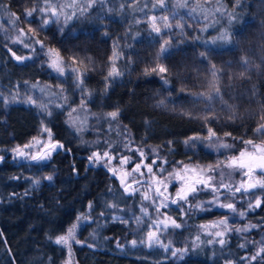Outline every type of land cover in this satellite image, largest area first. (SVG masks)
<instances>
[{
    "label": "trees",
    "instance_id": "16d2710c",
    "mask_svg": "<svg viewBox=\"0 0 264 264\" xmlns=\"http://www.w3.org/2000/svg\"><path fill=\"white\" fill-rule=\"evenodd\" d=\"M142 1L122 5L121 11L102 18L105 25L103 23L96 27L94 23L89 24V20L84 22L71 16L73 9H69L71 18L65 19L68 21L66 28L74 27L82 32L64 43L68 53L77 57L85 70L84 83L92 96L87 107L92 111L119 110L114 124L120 144L130 141L134 149L142 148L149 152L156 149L153 152L156 156L187 159L194 152L199 160H211L213 152L206 151L200 145L207 136L209 126L220 135L231 133L226 138L237 146L234 150L239 149L240 143L252 139L257 126L264 123V119H261L264 117V0H240L239 7H235L236 0H212L192 5L193 13L209 18L195 31L186 30L180 36L168 37L169 51L159 60L158 40L148 38L138 26L133 25L136 9ZM33 2L2 0L0 9L8 5L19 13L30 9ZM188 2L190 0H184V3ZM177 3L179 6L184 4L183 0ZM79 5L75 8L76 14ZM233 11L239 18L230 23L228 14ZM107 17H110L109 22ZM122 21L128 23L124 35H121ZM83 30H87L88 34H84ZM225 32L230 34L231 42L217 39ZM119 38L130 47L125 53L124 74L117 79L109 78L108 56ZM201 52H205L206 57L202 58ZM10 53L0 36V81L3 83L10 80L6 75L19 77L18 66L21 62L13 59ZM241 57L253 62L256 68H240ZM207 58L220 70L218 86L223 95L222 100L217 99L210 105L196 96L200 91L207 92L210 85L208 81L214 80L211 71L206 69ZM157 64H163L168 72L161 74L151 71ZM233 69H242L244 75L236 78L230 74ZM162 76L167 78V84ZM25 85L32 87L30 83ZM160 100H164L165 105L159 106ZM88 109L81 115L76 114L77 123L85 119L87 121ZM185 113H191L194 118L189 119ZM206 114L214 115V118L206 120ZM2 116L0 112V149L10 144L7 131L13 139L21 141L38 129L36 115L27 108L14 106L8 115L7 127L1 122ZM233 116L235 119H230ZM47 124L52 139L71 150H58L42 163L45 173L52 174L53 179L49 183L43 180L37 188H30L20 170L24 163L16 165L7 152L0 153L4 156L0 162V233L3 234L0 236V264H12L13 260L15 264H63L65 250L55 244L54 239L62 235L79 214H83L90 204V216L96 219L101 213L109 211V204H115L114 208L118 209L126 206L127 197L124 199L120 193L123 190L118 178L103 163H89V156L105 140L102 138L104 135L98 138V134L86 129V123L82 130L85 141L77 140L61 112L53 113ZM103 128L107 130V127ZM193 136H199L200 139L189 140L185 144V140ZM114 139L113 145L117 142ZM6 159L12 161L7 162ZM228 159H219L212 165L216 167L214 176L221 179L220 173H223L224 182L230 181L234 185L240 171L225 167L222 162ZM219 182L215 178L214 183ZM179 187L180 184L173 178L169 193L174 196ZM238 205L242 206V203ZM185 206H188V211L183 223L187 227L182 234L188 241L199 236L204 243L208 236L198 233L197 228H202L205 222L191 212L192 207ZM91 228L92 225H85L79 230L78 237L84 240ZM107 230L113 234L118 231L110 227L100 232L102 234ZM172 234H175L176 239L182 237L176 229H172ZM215 240L214 237L213 242ZM226 240L222 250L215 252L216 256L208 255L205 246L196 247L188 255L194 262L192 264H221L223 257L227 256L238 264L245 262L242 257L254 255L259 249L253 240L242 235L228 234ZM110 244L111 241L99 246L103 252L98 254L96 264H135L125 254L118 252L114 255L116 252ZM241 244L245 247L241 248ZM245 263L264 264V260L258 258L255 262Z\"/></svg>",
    "mask_w": 264,
    "mask_h": 264
},
{
    "label": "rangeland",
    "instance_id": "374dc122",
    "mask_svg": "<svg viewBox=\"0 0 264 264\" xmlns=\"http://www.w3.org/2000/svg\"><path fill=\"white\" fill-rule=\"evenodd\" d=\"M33 1V6L28 10H31L33 7H43L45 5V0ZM178 1L179 0H165V6L160 7L159 0H144L136 9L133 25L138 26L148 38L158 40L157 54L160 52V45L164 42V40H169L168 37H173V35L180 36L186 30L195 31L196 28H200L201 25L206 21V19L209 18L193 13L191 10L192 5L196 3L212 0H190V3L188 2V4L184 3L183 0L184 4H180L184 5L182 8L181 6H179V3H177ZM71 2V0H50V3H52L53 5H67ZM137 2H139V0H104L103 4L96 3L86 13L80 15L79 4L82 3L83 5H86L87 0H76V5H79V11L76 16L73 17L79 18L84 22L86 20H89V24L94 23L95 27L101 26L103 23V25H105V20L104 22H102V18H104V16L121 11L122 5H128ZM69 9L70 8L65 9L67 15L70 12ZM25 12L26 10L17 13L10 8L5 10L3 7L0 9V36L3 40V45H5L7 50L11 48L16 53V55L31 57V59H26L18 66L19 77L10 74L6 75L7 78L10 79L6 83L0 81V112L3 115L1 122H3L7 127V119L10 110L13 109L14 106H19L27 108L31 112V114L36 115V120L39 124L38 129L35 130L36 132L32 136L27 138L25 137L21 141H16L15 139H13L12 134L7 131L6 133L8 139L10 140V144L3 146V148L0 149V153H4V151L7 152L10 155V158L15 161L16 165L23 162L24 164L20 166V170L26 178L27 186H29L30 188H37L38 185L43 182V180H46L44 179V177L49 175L52 176V174L45 173V171L43 170V162L36 163L33 161H27L24 158L15 157L12 149L16 148L17 146L23 148L25 144L31 143L32 147L24 150L27 152L35 153L39 149V147H41L43 144L48 143V135L47 132L43 131V128H49L47 124L48 118H50L53 113L57 112H61L65 116L68 123L67 126L75 133L73 134V136L77 137V140H81L84 142L85 135L82 133L83 131L77 132L76 128L71 126V120L76 116V114L81 115V113L87 111V109L89 108L87 107V102L92 99V96L90 93L91 91L87 88V86H85L84 83L86 75L85 70L83 69V65L77 59V57L68 53L64 43V41H66L68 38H71L82 31L76 28L74 29V27L66 28L68 26V21H65V15H61L58 21H56L55 18H52L53 22L46 27L42 28L38 32L29 33V27L33 29H37L39 27L41 23L40 14L34 13L32 17H26ZM11 13H16L18 16H20V20L16 22L18 27L14 26V24L12 23V20L14 18L11 17ZM165 16L168 17L167 23L170 25V27L168 28L164 27L165 21L162 18ZM73 17L72 19L74 20ZM152 17H156L155 23L156 26L160 27L161 29L160 34H156L152 31L151 26L154 22L151 19ZM106 19H108L109 22L110 17H107ZM177 24H179L180 27H177ZM121 25V35H124L127 33L128 23L122 21ZM19 29H23L29 37L33 35L38 36V38L43 41L45 47L41 49L38 44L34 43V41L31 43V46L29 48H25L21 43H12L11 41L15 40L18 35ZM83 31L84 34H88L87 30ZM120 38L124 37L120 36ZM120 38L119 40L117 39L118 42L114 46H112L107 61L109 67L108 72L113 66H115L117 71L121 73V75L119 76H112L116 79L120 78V76L124 74L123 66L125 63L124 61L127 58L125 53L126 50L130 48L125 40ZM49 48L56 49L59 53V56L63 61V66L65 67V75H59V73L55 72L48 66L51 62L48 55ZM32 49H35V51H33ZM114 52L116 53L115 57L113 56ZM10 56H12V54ZM73 57H75V60L77 61L76 63H73ZM206 60H208L206 69L212 71V64L210 63V60L208 58ZM240 68L251 70L256 67L253 62H249L247 66L242 65L240 62ZM73 69H77L78 72H74ZM242 69H233L230 74H232L236 78H241V73H243ZM78 75L80 77L79 80L77 79ZM29 76H33V78ZM81 80L82 83H80ZM212 81L213 80L208 81V84L210 85L207 89V92L200 91L196 94V96L203 98V100L205 101L206 99L200 96L201 93H205L206 95L214 94L215 87H213ZM28 83L32 84V87L25 85ZM33 85H35V87H33ZM41 89H45V91L41 92ZM14 95L16 96V99H12ZM29 96H31L35 100V104H30L27 102V98ZM6 100L8 101L7 103H5ZM81 101H84L83 106H81ZM40 105H44L46 111H41ZM57 105H62V107H57ZM73 108L76 109V112H73L72 116L70 117L69 112H71ZM88 110L89 113L86 117V123L88 124H86V129H88L89 131H94L96 135L98 134V138H100L101 135H104V137L102 138L105 139L102 144L98 145V147H95L93 151H99L103 153L105 150H110L114 156L119 154L132 157L133 163L123 166L124 171H130L134 163L140 160L139 154L135 151H129L125 149V143L130 144L131 148L134 149L130 141L120 144V140L117 139L116 124H114V121H110L105 118L106 114L108 113L107 111L103 112V110L99 111L98 109L92 111L90 108ZM49 112H51L50 116L48 115ZM102 127H107V130L104 131L105 128L102 129ZM254 133L255 134L252 140H254L256 143L264 142V136H260L258 133H256V131H254ZM34 138L40 140L41 144H37ZM114 138L117 139L115 145H113L115 142ZM217 138L231 145V147L225 149L219 147L218 145L209 146L210 141L205 138L202 139L203 143H201L200 145H202L206 151L213 152V157L211 158V160H199V158L197 157V153L194 152L193 154L189 155L187 159H167L165 158V156L154 155L153 151H145L146 159L144 163L150 164L153 159L167 160L168 163L163 166L166 169V175L167 172H171L174 168H180L184 165H188L189 167L199 165L201 168H205L209 165H213L219 159H228L233 155H239V153L241 151H244L245 149L254 151V149H252L250 145H246L244 143L245 140L240 143L241 146L239 149L234 150L237 148V146L232 141L224 137L223 134H217V137L213 139ZM52 141L55 140L52 139ZM109 142L111 144V149L109 147ZM110 167H115L118 170L121 169L119 158L113 159ZM157 171L159 170L157 169ZM144 172L145 175H147L146 169H144ZM122 174V171H118L116 177L122 176ZM214 174L215 172L212 173V175ZM238 176L239 178L236 179L234 185H238L242 179L246 178L242 176L241 172ZM215 178L220 180V178L216 176ZM33 179L39 180L40 183L34 186L31 183ZM141 179H143V177H141ZM230 180H233V178H231ZM46 181L49 183L48 180ZM118 181L120 182L119 178ZM145 189L146 186L141 188V191H144ZM122 190L123 191H120V193L122 194L123 198L126 199L127 197V199L125 200L126 206H123L120 209L111 207L108 209L109 211H107L104 215H101L97 219L92 215L90 216L91 207L84 211L83 214H79L77 216H83L85 218L80 220L79 223L76 219L75 222H73L69 227L71 228L74 224H78L75 230V239L69 242L71 245V255H69L67 247L59 245L65 250V258L63 259V264H68L69 261L70 264H93V262L94 264H96L95 261L98 254H101V252H103V249L99 246L110 241V246L114 248V251L116 252L114 255H117L118 252L121 254H125L127 258H132L135 261V264H192L194 262L189 259L188 255L191 254L194 249H196V247L202 248L205 246L208 250V255L210 256H214L215 252H219L220 250H222V247L219 243L216 242V240L211 244H209L208 241L214 240V236L209 235V233H214L218 230L210 227V225L213 222L225 217H227L229 225L233 228L242 227L244 225H257V227L252 228L248 232L237 233L233 231L228 234H233L238 237L242 235L243 238H249L256 243L258 248L260 247L259 242L264 241V206H262L261 208H257L254 211L248 210L249 200L251 199L252 202H254V197H250L247 195L242 196L240 193H238V197L236 198L237 212L233 213L230 210L221 209L219 207H215L206 203L207 201L212 200L213 193L210 190H205L199 193V199L193 200L192 204L195 205L196 203H202L204 208H210L211 210L202 211L196 209L194 206L191 208V212H193L198 219L201 218L202 222H205L204 226L206 225V227L197 228L198 233H203L205 237L208 236L204 243L200 241V237L199 240H197V237L191 239V241L185 239L184 234H182V232H184L183 230H185L184 228L187 227L184 225L185 223H183L185 214L181 212V210L176 205H170L168 208L161 210L162 213L171 215L177 223H180L182 225L181 228L176 229L182 234V237L180 239H176L175 234H172V229L175 228H172L171 226L168 229L164 230L162 233H158L162 243H170L172 248L186 250L183 254V258H180V254H178L176 257H173L171 255V249L165 251L159 246L152 248H149L147 246V233L149 230H154V228L150 229V225L152 223V220L158 215L155 212L154 208H152L151 202L143 201V198L139 192L134 196H130L124 193L123 187ZM254 191L257 195H259L261 190L257 189ZM221 193L222 201L224 200V196H229V199H231L229 193L223 192V190H221ZM142 202L148 207L149 215H144L141 212ZM239 202L242 203V206L238 205ZM184 207L188 211V206ZM240 212L245 213L243 218L240 217ZM137 216L141 217L142 222L139 224H137L135 220V217ZM160 219H163V216H160ZM122 221H127V223H124ZM85 225H92V228L89 229L88 235L83 240L78 237V232ZM110 227L118 230L116 234L111 233L110 230H107L105 231V233L101 234L100 231H102L103 229H110ZM161 228H163L162 225ZM68 229L64 233H62V235L66 234ZM210 236L212 238H209ZM77 240H79L81 243H76ZM133 240L137 241V244L135 246H133L131 243V241ZM117 241H119L122 247L117 246ZM141 241H145V243H141ZM88 245H92V247H89ZM221 264L237 263L233 260L232 257L227 256L223 257ZM238 264L247 263L242 262Z\"/></svg>",
    "mask_w": 264,
    "mask_h": 264
},
{
    "label": "snow or ice",
    "instance_id": "6c2138e0",
    "mask_svg": "<svg viewBox=\"0 0 264 264\" xmlns=\"http://www.w3.org/2000/svg\"><path fill=\"white\" fill-rule=\"evenodd\" d=\"M100 3L103 4L104 0H87L86 5L80 6V15H83L86 13L89 9H91L94 4ZM160 7L165 6V0H159ZM0 5H2V0H0ZM76 0H72L70 4L67 5H53L50 3V0H45V5L43 7H33L31 10H26L25 16L26 17H32L34 13L40 14V20L41 23L37 29H33L29 27L28 32L34 33L38 32L42 28L46 27L50 23L53 22L52 18H55L56 21L59 20V17L61 15H65L66 19H70L71 16L76 15ZM183 7L184 5H180ZM240 6V0H236L235 7ZM3 8L7 10L9 8L8 5H3ZM71 8L73 9L71 16L67 15L65 9ZM50 13V15H49ZM11 17L14 19L12 20V23L14 26L18 27L17 21L20 20V16H18L16 13H11ZM229 15V22L231 23L233 20H237L239 17L235 13V11L228 14ZM154 22L152 24V31L156 34H160L161 29L160 27L156 26L155 20L156 17L151 18ZM165 23L164 27L168 28L170 25L167 23L168 17L165 16L162 18ZM177 27H180L179 24H177ZM26 38V39H25ZM225 42H231V36L228 33H221V35L217 38ZM27 40V42H26ZM34 41L35 44H38L41 49L45 47L42 40L38 38V36H28L27 33L23 29L18 30V35L15 38V40L11 41L12 43H21L25 48H29L31 46V43ZM213 43H215V39L213 40ZM170 47V41L164 40V42L160 45V52L158 53L157 59L159 60L160 57L167 53L169 51ZM35 51V49H32ZM9 52H11L13 59H15L17 62H24L26 59H31V57H25L22 55H16V53L9 48ZM54 54V55H53ZM48 55L50 59L49 67L52 68L55 72L59 73V75L63 76L65 75V67L63 66V61L61 60L59 53L56 49L49 48L48 49ZM116 53H113V56L115 57ZM200 56L202 58L206 57L205 52H201ZM73 63H76L75 57L72 58ZM241 64L247 66L249 64V61L245 57H241ZM74 72H78L77 69H73ZM147 71V70H146ZM151 71H158L161 74H165L168 72V69L163 66V64H157L156 68L151 69ZM219 69L216 68L215 65H212V71L211 76L214 78L213 80V87H215V93L206 95L205 93H201L200 96L204 97L208 104H212L217 99L222 100L223 95L221 92V89L219 88ZM121 75L120 72L117 71L116 67L113 66L111 70L108 72V76H119ZM244 73H241V76H243ZM77 79L79 80V75L77 76ZM162 79L164 80V83L167 84L168 80L165 76H162ZM82 83V80L80 81ZM35 87V85H33ZM45 89H41V92H44ZM12 99H16V96L14 95ZM8 101L6 100L5 103ZM27 102L30 104H35V100L29 96L27 98ZM84 101H81V106H83ZM165 105L164 100L159 101V106ZM57 107H62V105H57ZM41 111H46V108L44 105H40ZM223 110V109H222ZM211 112V108L208 110ZM76 112V109H72L71 112H69V116H72V113ZM48 115H51V112L48 113ZM189 119L194 118L191 113H185ZM119 116V110H114L111 112H108L106 114V119L110 121H116ZM206 120L214 118V115L210 116L208 114L204 117ZM230 119H235V117H230ZM261 119H264V117H261ZM86 119L83 121H80L77 123V119L75 117L71 120V126L75 127L77 132L82 131L84 128V125L86 124ZM43 131L47 132L48 135V143L43 144L35 153L27 152L24 149H29L32 147V144H25L23 148L20 146H17L16 148L12 149V152L15 157L18 158H24L28 161H33L36 163H42L44 161H47L51 158L54 152H57L58 150H65L70 152V149H66L65 145L63 143H60L59 141L53 142L52 141V132L49 128L44 127ZM256 133H258L260 136H264V124H260L256 129ZM232 134L229 132H225V137H230ZM217 137V133L213 130L211 126L207 129V137H204L208 141H210L209 146L218 145L222 148H230L231 145L217 139H213ZM200 139L199 136H193L190 137L188 140H185V144L189 142V140H196ZM37 144H41V141L34 138ZM244 143L246 145H250L254 151H248L244 150L239 153V156L233 155L230 157L227 161L222 162L225 167L231 168L233 170L238 169L242 176L247 177L248 179H242L238 185H233L230 181L228 183L224 182L223 173H220L221 179L219 184L214 183L215 176L212 175L216 171V167L209 165L205 168H201L199 165L189 167L188 165H184L182 168H174L171 172H167L165 175L166 169L163 167L168 162L167 160H159V159H153L150 164L144 163L146 159V153L142 148H136L132 149L130 144L125 143L124 147L125 149L129 151H135L139 154L140 160L138 162H135L133 167L130 171H124L123 166H126L130 163H133V158L130 156L125 155H113L110 150H105L103 153L99 151H93L92 154L89 156V163L96 165L103 163L106 168L114 175H117L118 171H122V176H118L117 178L120 179L121 187L124 189V193L130 196L136 195L138 192L141 194L143 201H150L152 208H154L155 212L158 214L156 218L152 220V223L150 225V229L154 228V230H149L147 233V246L149 248L159 246L163 248L165 251H168L171 249V255L173 257H176L178 254H180V258H183V254L186 251L185 249H175L172 248L171 244H164L161 242L158 233H162L164 230L168 229L170 226L175 229L181 228V224L177 223L174 218H172L171 215L167 213H162V209L168 208L170 205H176L181 212L184 214H187V209L184 207L185 205H189V207H195L196 209L202 210V211H209L210 208H204L202 203H196L195 205L192 204L193 200L199 199V193L205 190H210L213 193L212 200L207 201L209 205L219 207L221 209H227L232 211L233 213L237 212L236 208V194L240 193L242 196L247 195L250 197H254V202L252 200H249L248 203V210L254 211L257 208H261L264 206V142L256 143L252 139L245 140ZM171 144V142H169ZM109 147L111 149V144L109 142ZM156 149H153V152H156ZM119 158L121 169H116L115 167H110L112 164L113 159ZM4 160V156L0 155V162ZM144 169H146L147 175H145ZM157 169L159 171H157ZM75 171V169H74ZM191 173V175H189ZM259 173V175H257ZM135 174V175H134ZM143 177V179H141ZM175 178L176 182L180 184V187L175 192V195L173 196L171 193H169V186L172 182V179ZM13 179H19V177H13ZM44 179L51 181L53 177L51 175L44 177ZM31 183L35 186L40 183L39 180L33 179ZM139 186V187H138ZM146 189L144 191H141V188L145 187ZM261 190L260 194L257 195L254 190ZM221 190L223 192L229 193L231 196V199H229V196H224V200H221ZM27 194V192L25 193ZM227 201V202H225ZM91 207V204L89 205ZM108 207H116L115 204H109ZM141 212L144 215H149L148 207L142 202L141 204ZM101 215H104V213H101ZM240 217L243 218L245 213L240 212ZM160 216H163V219H160ZM85 217L81 216L77 218V221L79 223L80 220L84 219ZM136 223H141V217L137 216L135 217ZM124 223H127V221H122ZM161 225L163 228H161ZM78 224H74L71 228L68 229L67 233L64 235H59L55 238L54 243L57 245H62L68 248L69 255H71V245L70 241L75 239V230ZM201 227H206L204 225H201ZM210 227H213L215 229H218L214 233H209V235H213L216 239V242L220 244L221 247H224L227 243L226 236L230 232H248L252 228L257 227V225H244L242 227H236L233 228L229 225L227 217L220 219L218 221L213 222ZM3 234L0 233V236ZM197 240H199V236H197ZM76 243H81L79 240L76 241ZM132 245L135 246L137 244L136 240L131 241ZM141 243H145V241H141ZM209 244L213 243L212 240L208 241ZM260 247L255 252L254 255L242 257V259L245 262H255L259 258L260 260H264V241L259 242ZM89 247H92V245H88ZM117 246L122 247V245L117 241ZM241 248H244L245 245L241 244ZM9 255L11 256V252H9ZM12 264H15L14 260L12 261ZM70 264V261L68 262Z\"/></svg>",
    "mask_w": 264,
    "mask_h": 264
},
{
    "label": "water",
    "instance_id": "95a60500",
    "mask_svg": "<svg viewBox=\"0 0 264 264\" xmlns=\"http://www.w3.org/2000/svg\"><path fill=\"white\" fill-rule=\"evenodd\" d=\"M53 142H56V141H53ZM7 162H11L12 160L11 159H6Z\"/></svg>",
    "mask_w": 264,
    "mask_h": 264
},
{
    "label": "flooded vegetation",
    "instance_id": "af4514ba",
    "mask_svg": "<svg viewBox=\"0 0 264 264\" xmlns=\"http://www.w3.org/2000/svg\"><path fill=\"white\" fill-rule=\"evenodd\" d=\"M257 175H259V173H257ZM245 179H248L247 177Z\"/></svg>",
    "mask_w": 264,
    "mask_h": 264
}]
</instances>
